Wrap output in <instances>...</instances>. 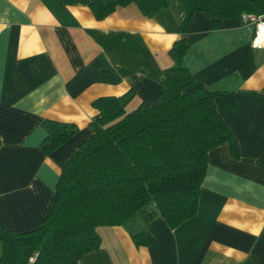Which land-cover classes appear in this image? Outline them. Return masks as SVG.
<instances>
[{"label": "crops", "instance_id": "crops-1", "mask_svg": "<svg viewBox=\"0 0 264 264\" xmlns=\"http://www.w3.org/2000/svg\"><path fill=\"white\" fill-rule=\"evenodd\" d=\"M89 1L0 0L2 230L40 223L60 167L99 115L95 98L132 91L127 104L152 102L172 64L167 50L184 13L177 0L149 17L129 3L102 19ZM255 23L225 17L213 29L195 11L184 33L183 63L195 83L224 90L213 102L237 146L235 155L227 142L207 151L197 212L175 228L160 216L98 226L100 245L79 264H264V35L252 44ZM43 118L78 129L45 154ZM143 225L155 242L136 246L130 230Z\"/></svg>", "mask_w": 264, "mask_h": 264}, {"label": "trees", "instance_id": "trees-1", "mask_svg": "<svg viewBox=\"0 0 264 264\" xmlns=\"http://www.w3.org/2000/svg\"><path fill=\"white\" fill-rule=\"evenodd\" d=\"M177 1L184 13L167 50L172 64L162 68L157 98L130 109L132 91L93 100L99 115L60 167L40 223L25 231L0 229V264H79L83 253L100 245L98 226L123 224L134 214L144 225L160 216L175 228L197 212L207 151L227 142L237 153L213 102L224 90L194 82L183 63L189 45L184 33L195 11L210 16L213 29L221 18L243 14L264 21V0ZM129 3L149 17L169 0H90L88 6L95 19H102ZM41 127L39 147L45 154L78 129L51 118H43ZM144 225L130 232L136 246L155 242Z\"/></svg>", "mask_w": 264, "mask_h": 264}, {"label": "rangeland", "instance_id": "rangeland-1", "mask_svg": "<svg viewBox=\"0 0 264 264\" xmlns=\"http://www.w3.org/2000/svg\"><path fill=\"white\" fill-rule=\"evenodd\" d=\"M132 107L133 106H131L130 104H126V108L127 109H130ZM138 221H139V216L137 214H134L133 217H131L130 219H128L124 223V225L127 226V227H129V228H132V227L137 226ZM130 232H131V230H130Z\"/></svg>", "mask_w": 264, "mask_h": 264}, {"label": "built area", "instance_id": "built-area-1", "mask_svg": "<svg viewBox=\"0 0 264 264\" xmlns=\"http://www.w3.org/2000/svg\"><path fill=\"white\" fill-rule=\"evenodd\" d=\"M242 17L245 18V19H253V18H254L253 16H251V15H246V14H243ZM257 19H258V20H257L256 23H255V35H254L253 38L251 39L252 44L255 45V46L258 45V44L255 43V37H256V33H257V31H258V25H259V22L261 21L260 18H257ZM259 44H260V43H259ZM31 259H32V258H31Z\"/></svg>", "mask_w": 264, "mask_h": 264}, {"label": "bare ground", "instance_id": "bare-ground-1", "mask_svg": "<svg viewBox=\"0 0 264 264\" xmlns=\"http://www.w3.org/2000/svg\"><path fill=\"white\" fill-rule=\"evenodd\" d=\"M264 35V21H260L258 25V33H257V38L255 40V43L260 40V38ZM258 44V43H256Z\"/></svg>", "mask_w": 264, "mask_h": 264}]
</instances>
